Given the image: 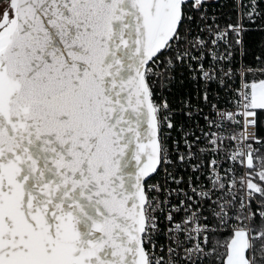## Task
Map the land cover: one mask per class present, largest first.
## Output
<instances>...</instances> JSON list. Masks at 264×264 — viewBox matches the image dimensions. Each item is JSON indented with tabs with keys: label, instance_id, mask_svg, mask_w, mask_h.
<instances>
[{
	"label": "snow or ice",
	"instance_id": "obj_1",
	"mask_svg": "<svg viewBox=\"0 0 264 264\" xmlns=\"http://www.w3.org/2000/svg\"><path fill=\"white\" fill-rule=\"evenodd\" d=\"M0 264H264V0H0Z\"/></svg>",
	"mask_w": 264,
	"mask_h": 264
}]
</instances>
